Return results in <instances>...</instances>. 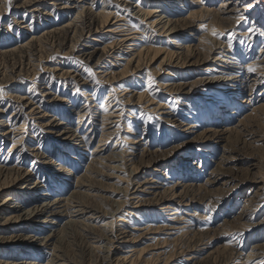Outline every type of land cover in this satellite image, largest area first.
Returning <instances> with one entry per match:
<instances>
[{
  "label": "rangeland",
  "instance_id": "obj_1",
  "mask_svg": "<svg viewBox=\"0 0 264 264\" xmlns=\"http://www.w3.org/2000/svg\"><path fill=\"white\" fill-rule=\"evenodd\" d=\"M142 1H149L150 7L153 8H165L160 5L163 0H140V5H142ZM201 1L204 2V0ZM248 1L252 2V0ZM198 2L200 1H175L174 11L178 12L181 17H186L189 13L199 10ZM219 4L220 0H216L208 7L216 9ZM258 7L264 20V3H259ZM51 12L54 11L51 10ZM116 12L118 15L121 12L123 15L126 14V11H122V9ZM254 14L255 11H251L247 20L238 19V24L235 26L222 30L213 29L214 36L223 43L217 51L224 50L221 55H227H224L223 60L237 62L227 63L230 69H223L226 63L221 59L214 61L208 59L201 63L165 66L163 69H159L158 60L155 63L149 61L152 56L150 53L147 55V59L144 58L145 56L142 57V60L145 59L143 61L146 62L145 66L147 67L141 71V74L130 71L117 81L109 82L110 85L115 86L114 89L108 85L109 83H105L101 78L98 79L99 75L94 72L98 69L106 71L115 69L119 72L126 64L125 59H128L130 55L116 53V59L106 56L99 65L102 66L101 68H91L71 56L62 57L59 53H55V48L48 50L50 46L43 43L41 55L45 59L48 58L52 67L58 64L59 68L62 64L60 62H66L67 69L81 74L83 79L76 82L68 76L58 77V70L55 71V75L48 74L49 76L40 77V66L37 67L38 70L35 73H28L27 78L23 79L21 88L31 92L30 94L37 97L39 103L41 99L40 86L41 89L45 87L51 93L49 97L53 99L46 101V104H48L49 113L52 114L54 132L47 133L46 130H42L37 122L28 120L26 115L10 119L8 130H11L15 136L25 125V134L23 133L22 138L20 136L12 138L11 136L9 141L0 140V166L3 165L5 169L10 165H20L30 169L32 174L27 183L9 190L13 195L5 193L3 199L0 196V205L4 202L7 206L23 205V211L27 212L34 206L41 208L45 200L70 197L74 198L70 203L80 204L81 202L84 207L90 204L91 207L98 208L99 214L106 211V214L109 215L93 218L91 222L90 230L92 231L88 237L97 236L99 239L84 237V233L88 232L89 228L82 226V223L77 228L65 225L69 218H65L62 214L60 218L54 220L56 222L54 225L49 223L51 217H47L48 222L41 221L37 224H30L21 219L15 222L11 220L13 223L4 231H1L0 227V242H2L0 244V264H31V262L57 264L56 261L59 258H64V255L72 260L71 263L106 264L103 262L106 253L98 252L95 247L104 249L108 245H111V249H109L112 252L115 248H123L122 251L115 249L113 258L118 255L130 256V250H136L135 254L132 253L134 257L139 255L138 264H163L169 256H172L170 260H177L176 263L190 264L187 258L191 252L204 259V256L211 250L216 260H220V264H264V252L249 261L245 259L253 244L264 243V145L249 144L247 139L244 142L246 129L242 130L243 133L234 131L222 135L221 137L224 136L222 140L213 139L212 136L204 137L205 132L210 130H223L227 126L238 127L240 119L250 113L251 117L244 121V126L247 130L255 131L256 134L264 137V111L258 110L256 113L249 109L263 98L264 80L261 84L254 86L253 90L239 89V79L242 78V75L245 76L244 69H241L240 61L230 59L232 54H242L244 50L256 52L258 49H264V38H262L264 29H262L260 20L252 24ZM54 16L55 12L45 19L50 20ZM125 17L120 22L131 28L127 32L134 31L132 28L136 27L141 32L137 34L139 38L134 41L136 44L144 43L154 49L170 47L168 35L159 34L158 31L129 15H125ZM63 20L66 21L61 18L57 20V23ZM27 21L29 24L30 18H27ZM196 23L195 29H183L178 35L174 34V39L184 45L196 44L200 36L208 32L207 20ZM198 24L202 26L198 28ZM18 27L17 25L11 27L9 31L5 30V41L17 35ZM256 28L261 30L257 31ZM251 29H255V32L250 31ZM32 31L33 28L25 31L26 35L28 36ZM239 31L246 34H237ZM88 37L85 39L98 47L113 41L111 36ZM93 37L98 41H92ZM77 38L76 35L73 41ZM2 41L4 40L0 41V46ZM248 43L250 44L248 45ZM239 60L242 61V58ZM248 60H252L250 55ZM7 66L8 62L0 58V70H5ZM86 69H91V72ZM155 71L158 72L155 73ZM256 71L255 69L254 72ZM230 72L234 76L231 81L206 83L207 79L218 75L227 77ZM250 75L254 78L257 77L255 74ZM93 77L100 83H95ZM18 80L13 77L7 84L9 87H16L15 84H20ZM166 83L170 85L185 84L189 88L185 89L187 91L171 92L165 88ZM8 86H4V84L0 86L2 89L0 91V108H4L7 114L12 115L15 103L7 91ZM124 87H129V90L135 94L130 103L125 100L122 90ZM249 93H251L249 97L253 98V101L250 102L251 106L245 101L248 100L246 94ZM139 94L142 95V100L138 102L136 97ZM150 98L154 102L163 104L164 107L150 105ZM43 104L42 101L41 105L43 106ZM79 109H84L92 115L95 118V124L91 125L88 120L85 121L84 117H78ZM164 112L172 115V121H165L166 114ZM114 114L119 116H114ZM101 116L109 119L103 128L100 123ZM76 119L80 121L74 123ZM28 123L29 125H26ZM188 126L191 127L188 128ZM61 129L68 130V133L60 135L58 131ZM109 132L112 133L109 134ZM101 133L104 136L109 134L107 139L104 136L101 137ZM134 136L138 143H129V140ZM19 138L27 141L30 148L37 149V157L26 155L21 158L19 155L13 154L7 159L8 152ZM87 142H89L87 144L89 148L99 146V149L95 151V157H98L96 160L100 162L97 167L99 174L92 173V179L87 176L81 178L86 171L85 163L88 161L83 157L84 155L88 156L85 152ZM69 150L76 159L72 160ZM142 150L149 151V156L156 160L144 163L137 170V174H129L131 158ZM109 156L113 159H108ZM123 157L125 161L122 160ZM217 164L219 168H217ZM66 167L67 169L70 167L71 175L69 176H66L68 173ZM216 168L219 169L215 171L217 177L222 176L223 178L220 179V183L203 185L207 177L214 175L213 170ZM221 172L225 176L221 175ZM156 176L159 177L158 180L161 183L155 185L148 181ZM140 177L141 180L142 178L147 180L142 186L146 189L144 188V193H141V198H143L140 200L141 203H136L137 199H131V195L125 194L122 187L127 186L128 180H138ZM229 178L234 180L224 183ZM79 180L85 185H83L80 194H73L75 190L73 183ZM38 181L41 183L34 187ZM176 181L189 185L187 196L181 203L175 205L178 207V212L184 210V213H177L181 215L179 216L182 218L181 220L168 221V218H172L171 213L175 211H161L158 203H155V197L157 198L159 195L157 193L155 195L151 191L162 193V188H168ZM88 185L95 186L96 196L87 192ZM199 185L202 186L199 187ZM181 186L176 190L182 188ZM134 187L138 188L135 184H131L128 193L133 192ZM191 188L196 191L189 190ZM30 192L33 193L30 194ZM200 194L207 195L209 198L201 201L198 199ZM8 196H10L9 199ZM126 199L128 203H124L119 209L113 203V201H126ZM23 211L10 215L22 214ZM241 213L252 218L255 222L254 227H249L250 221H246V219H237ZM6 215L4 216L9 217ZM44 217L45 215L41 214L39 219H45ZM238 221L244 223L240 225ZM169 223L190 227L188 230H169L164 227ZM80 225L83 229L80 228ZM56 229L60 230V233L52 237L46 244L42 242L40 245V243L28 241L30 240L29 236L38 235L36 234L38 230L43 233L40 235H49L50 233L53 235L57 233L58 230L53 233ZM106 239L111 242L108 243ZM156 255L159 260H156ZM173 261L169 262L174 263L175 261Z\"/></svg>",
  "mask_w": 264,
  "mask_h": 264
},
{
  "label": "bare ground",
  "instance_id": "obj_2",
  "mask_svg": "<svg viewBox=\"0 0 264 264\" xmlns=\"http://www.w3.org/2000/svg\"><path fill=\"white\" fill-rule=\"evenodd\" d=\"M139 1L140 0H133V1L130 0H11V7L9 8V0L6 1L0 0V41L4 40L2 41V45L0 46V58L8 62V66L5 67L6 69L3 71L0 70V86H2L3 84L4 86H8L7 82L9 81V79L13 77L19 79L18 81L20 83V84H15L16 87L8 86L9 88L7 89V91H9L10 93V97H12V100L15 103V107L13 109L12 115L7 114V111L4 110V108L3 109L0 108V140L9 141V139H11V136L12 138H14L15 136H20V138H22L21 136L23 135L26 129L25 125H23L22 128L20 127L22 130L19 131L18 134H16L15 136L13 135L11 130H8V126L10 125L9 124L10 119L11 118L15 119L16 116L26 115L27 116L26 118L28 120H34L35 122H37L38 125L42 128V130H46L47 133L54 132L53 121L51 120L52 114L49 113L50 112L49 107L48 104H46V101H52L53 99V98L50 99L49 97L51 93L47 91L45 87H42L41 89L40 86L39 92H41L40 94L41 99L39 100L40 101L39 103L38 100L36 99L37 97L35 98L30 94L31 92L24 91V89L21 88V85L24 82L23 79L27 78L28 73L31 72L35 73L38 70L37 67L40 66L41 67V71L39 74L41 75L40 77L46 76L48 74L55 75L54 74L55 71L58 70L57 71L59 72L57 73L58 77L68 76L69 78H71L73 81L76 82L83 79L81 77L82 76L81 74H78L75 71H70L69 69H67L66 62H60L62 64L60 65L59 68L57 67L58 64L52 67L49 64L50 62L48 61V58L45 59L41 55L43 43H45L46 45L48 44L50 46L49 48L47 46L48 50L49 49L53 50L52 48H55V53H59L62 57L71 56L75 59H78L79 61L83 62L84 64H86L91 68L92 67L101 68L102 66L99 65L102 59H105L106 56L115 58L116 53H119L118 55H128V56L130 55L128 59H125L126 64L124 68L119 72L115 71V69H110L109 71H106L105 69H98L97 71L94 72V74L99 75L98 79L101 78L102 80H104L105 83L108 84L111 81H117L120 77H124L130 71L132 72L136 71V73L141 74V71L144 70L145 67H147L145 66L146 62H144L143 60H145L144 58H146L147 55H149L150 53L152 54V56L150 57L149 61L155 63L158 60L159 69H163L165 66H175V65L184 66L188 63L189 64L201 63L202 61H207L208 59H211L212 61L221 59V61H224L226 63L223 69L226 70L230 69L229 64L227 63L234 64L237 62H227V60H223V58H225L224 55L225 56L227 55L226 54H223V56L221 55L222 53H224L223 52L224 50L217 51V49L221 48V45L223 43L218 39V37L214 36L213 29L216 28V30H222L223 28L226 27L235 26L238 24L237 21L238 19L247 20L248 15L251 13V11H255L254 20L252 24L260 20L261 26H263L262 29H264V20L261 16V12H259L260 8L258 7L259 3L260 4L264 3V0H252L251 3H249L248 0H220V4L216 9L208 7L209 4L213 3L216 0H204V2H202L201 0H195V1H200L197 4L199 10L196 12L189 13L186 17H181L178 12L174 11V6H175L174 3L175 1L179 2V0H163L162 2H160V5L165 6L166 9L161 7L160 8L150 7L151 3H149V1L148 2L142 1V5H140ZM3 6H4V10H3ZM120 9H122V11L123 10L126 11L125 15H129L130 17L137 19L139 22L146 24L149 28L151 29L153 28L155 31H158L159 34L168 35L169 36L168 42H170V47H167L165 49H154L151 46H148L144 43L136 44L134 41H136L137 38H139L137 34L141 32L137 27L132 28L134 31L127 32L131 28H128L127 25L120 22L126 18L125 15L121 14L123 12H121L119 15L116 14L117 13L116 11H120ZM51 10L55 12V16L50 20L45 19V17L48 18L50 15L54 13V12L50 13ZM239 15L240 18H238ZM27 18H30L29 24ZM61 18L66 19V21L63 20L60 23H57V20H60ZM201 20H207L206 26L208 27V32L206 34L201 35L200 39L197 41L196 44L193 43V44L184 45L183 42H182L183 44H181L174 39L175 37L174 34L178 35V33L183 29L184 30L195 29V27H197L196 22ZM43 21L44 23H42ZM17 25L19 26L17 29L18 33L16 32L17 35H15L14 38H10V39L8 38V40L5 41L6 39V36H4L5 30L9 31L11 27ZM201 26L202 25L198 24V28H200ZM258 26L260 27V25ZM31 28H33V31L27 36L26 35L27 32L25 31ZM260 28L258 29L256 28L257 31H260L261 30ZM237 34L243 35L246 33L243 31H239ZM76 35L78 38L73 41V38L75 39ZM100 35H104L107 37L111 36L113 41L98 47L95 46V44L91 43V41L85 39V38H89L88 36L100 37ZM262 38H264V34H262ZM92 41H98V39L93 37ZM249 44L250 43H248V45ZM249 55L252 57V60H248ZM142 57H144L143 60ZM231 57L232 58L230 59H234L232 61H240L242 63L241 69H244L243 73L245 74V76L242 75V78L239 79L240 80L239 81L240 85H238L239 89L247 88L249 90H253L254 86L261 84V82L264 80V49L263 50L258 49L256 52L255 51L248 52V50H244L242 54H232ZM239 58H242V61L239 60ZM112 65L114 64L112 63ZM250 65H252V67L255 68L257 71L249 72L248 68L250 67ZM220 66L223 67L222 65ZM157 72L158 71H155V73ZM71 73L73 74L71 75ZM232 74L233 73L230 72L229 76L227 77H222L219 75L212 77L210 79H207L206 83H210V82L223 83V81H231V78L234 77L232 76ZM249 74L252 75L255 74L257 75V77L255 78L251 77V75L249 76ZM49 78L52 79V77ZM108 85L112 89L115 88V86L110 85V83ZM165 88L167 89V91H171V92L178 90L187 91L185 89L189 88V86L178 83L171 85L167 84L165 85ZM122 90L124 91L125 100L130 103V101L132 100L131 98L135 96V94L133 93V91L129 90V87H124ZM246 95H248L249 101L248 100L245 101L247 102L248 105L251 106L250 102L253 101V98L249 97L251 96V93ZM136 100L138 102L142 100V95L139 94L136 97ZM149 100H150L149 102L150 105L154 104L159 108L164 107L163 104L161 105L159 102H154L152 98H150ZM42 101L44 104H46L45 108H43L44 104L43 106L41 105ZM249 109H251V112H256L258 110L264 111V96L257 103H255V106H251ZM77 113L79 114L78 117L80 118L84 117L85 121L88 120V122L91 123V125L95 124L94 123L95 118H93L92 115L88 114V112L84 111V109L82 110L79 109ZM164 113L166 114V117L164 118L165 121H169V120L172 121L171 118L172 115H169L168 112H164ZM114 116H119V115L114 114ZM250 117H251V113L245 115L242 119H240L237 125L238 127L227 126L223 130H218V131L210 130L205 132L204 137L208 138L209 136L210 137L212 136L213 139L219 138L220 140H222L224 139L223 138L224 136L221 137L222 135L228 134L230 132L232 133L234 131L237 133L239 132L241 133L242 130L246 129L247 133H244L246 135L244 142L249 140V144L251 143L256 145L257 143V145L258 144L264 145V137L262 135L256 134L257 132L255 131L249 129L247 130V128L244 126V121L250 119ZM100 119H101L100 120L101 127L103 128V125L107 124L109 119L103 118L102 116L100 117ZM79 121H80L79 119H76L74 123H78ZM26 125H29V123ZM190 127L191 126H188V128ZM58 132L60 135L62 133L67 134L68 130L61 129ZM111 133L112 132H109V134ZM109 134L104 136L103 133H101V137L104 136L107 139V136ZM20 138L17 141H15V145L13 144L12 148L8 152L7 159L13 154H17L21 158H24L26 155L37 157L38 155L37 149L30 148L29 143L25 140H20ZM192 141H194V139H192ZM88 143L89 142L85 144L87 148L85 152L88 154V156L85 155L83 156L88 161L85 163L86 171L84 175L81 176V178L87 176L89 179H92L93 178V176L91 175L92 173L95 175L99 174V172L97 171V167H99L98 165L100 164V162L96 160L98 157H95L96 154L95 151L99 149V146L96 145V147L94 148L93 147L89 148L87 146ZM129 143H134V144L138 143L135 140V136L132 137L131 140H129ZM27 151H29V153H27ZM71 155L72 156L70 157L72 158V160L76 159L74 154L71 153ZM149 155H150L149 151H145V150H142L139 154H134V156L131 158V162L129 163L130 164L129 174H137V170L139 169L140 166H143L144 163L146 162L149 163L151 161L156 160V158L150 157ZM147 157L148 159H146ZM108 159H113V158L109 156ZM122 160L125 161L124 157L122 158ZM218 166L219 165L217 164V168H219ZM217 168L213 170L214 175L207 177L203 185L206 186V185H214L216 183H220L219 182L220 179L223 178L222 176L217 177V174L215 172L216 170H219ZM66 170L68 171V173H66V176L71 175L70 167L68 169L66 167ZM31 174L32 173L30 169L24 168L20 165H13V166L10 165L5 169L3 168V165H1L0 166V196L2 197V199H3V194L5 193H7L8 195H13L9 190H13L14 188L16 189L19 186H21V184L27 183L29 181V178L31 177ZM221 175L225 176V174H223L222 172ZM155 178H150V180L148 181L155 185L161 183L158 180L159 177L156 176ZM233 180L234 179L229 178L225 180L224 183H228ZM146 181L147 180L145 178H142L141 180V177L138 180L130 179L127 182V186L122 187V190L125 194L131 195L130 196L131 199H135V200L137 199L136 203H139L140 200L143 199L141 198L142 195L141 193H144L146 187H142V186ZM40 183L41 181L40 182L38 181L34 187H36ZM131 184H135V186H138V188L135 189L134 187L133 189L135 190H133V192L131 193H128L129 186ZM73 185L75 189L73 191V194L74 193L80 194L83 185L85 184H83V182L79 180L78 182H74ZM179 186H181L182 188L176 190ZM188 186L189 185H184V183L181 184V182L176 181L170 187L162 188L163 189L162 193H160V191H155V192L151 191V193L155 195L157 193L159 195L157 198L155 197L156 200L155 203H158L159 209L161 211L163 212L173 211V210L175 211L171 213L172 218H168V221H178L182 219L181 217H179L181 215H178L177 213L182 214L184 213V210L178 212L177 210L178 207L175 205L181 203L183 198L187 196ZM201 186L199 185V187ZM259 189L261 188L259 187ZM87 190H88L87 192L92 193L91 194L92 196H96V193H94L95 186L88 185ZM189 190L194 192L196 191V189L193 190L192 188ZM32 193L33 192H30V194ZM204 194L203 195L200 194L201 196L198 197V199L202 201L205 198L206 199L209 198L207 197V195ZM254 194L256 196V193ZM9 198L10 196H8V199ZM72 199L74 198L60 197V198L45 200L44 203H42L41 205L42 207L40 206L41 208H38V206H34L31 207V209H28L29 211L27 212L23 211L24 209L23 205L21 206L14 204L13 206L11 205L7 206L5 204L6 202H4L2 205H0L1 231H4L6 227L10 226L11 223H13L11 220H14L15 222L19 219L30 224L31 223L37 224L41 221L46 223L49 220L47 219V217H51L49 223L51 225H54L56 223L54 220L56 218H60L62 214L65 216V218H69L68 222H66L65 225H68L69 227L71 226V228L73 227L77 228V226H79V224L82 223V226L89 228V231L84 233L85 234L84 237L89 239L91 238L99 239V237L97 236L88 237L90 236L92 231L90 230L91 222L93 221V218L97 219L99 217H103L109 214H106V211L105 213L99 214L98 208L97 209L93 208L91 207L90 204L84 207L81 204V202L80 204L75 202L70 203L72 202ZM146 200H148V198H146ZM113 203H115L116 204L115 206H117L118 207L117 209H119L124 203H128V202L126 199V201L125 200L117 201V202L113 201ZM21 211L23 212L22 214L19 213L20 215L19 214L10 215ZM5 214H7L6 216L9 217H5L4 216ZM41 214L45 215L44 217L45 219H39ZM242 215H244V213L239 214L237 219L238 220H242L241 218L246 219V221H250L249 227L251 228L254 227L255 222L252 220V218L246 217V215L242 217ZM238 223L242 225L244 222L241 223L238 221ZM176 224L177 223H169L167 226L164 227L169 230H173V229L188 230V228L190 227L188 225H182V224L180 226H177ZM82 226L80 228L83 229ZM57 230L58 229L54 230L53 233L56 232ZM59 231L60 230H58L57 233L53 235L52 233H50L49 235L48 234L40 235L43 233L40 230H38L37 231L38 233H36L38 235L29 236L30 240L28 241H33L35 243L37 242L40 243V245H42V242L46 244V242L49 241L52 237L60 233ZM254 232L257 233V231ZM106 240L108 243L111 242L109 239ZM1 243L2 242H0V244ZM110 246L111 245H108L104 249L101 247H95L98 250V252L106 253V255L104 256L105 260L103 259L104 263L138 264L139 255L135 257L133 255V253L135 254L136 250H130L131 251L130 256L118 255L117 257L113 258V255H115L114 252L116 248L114 249V252H112L110 251L111 249ZM122 249L123 248L121 247V248H117L116 250L122 251ZM262 252H264V243L253 244V246L250 249V252L247 255L245 254L246 255L245 259L249 261L254 257H259V254H261ZM195 255L196 253H192V252L189 254V257L187 259L189 260L190 264H220V260L217 261L216 257L213 256L212 250L209 251L204 256V259L199 258V256H195ZM242 257L244 258V256ZM171 258L172 256L167 257L164 260L163 264H179V262L176 263L177 260H174L175 262L173 260H170ZM156 260H159L158 256ZM169 261H173L174 263ZM56 262H58L57 264H63V263L76 264V263H71L72 260L69 257H66L65 255L64 258H59ZM9 264H16V263H9ZM31 264H35V263L31 262Z\"/></svg>",
  "mask_w": 264,
  "mask_h": 264
},
{
  "label": "snow or ice",
  "instance_id": "obj_3",
  "mask_svg": "<svg viewBox=\"0 0 264 264\" xmlns=\"http://www.w3.org/2000/svg\"><path fill=\"white\" fill-rule=\"evenodd\" d=\"M11 7V0H9V8ZM117 7H119V6H117ZM250 31H252V32H255V29H251ZM262 34H264V33H262ZM230 46H231V41H230ZM87 71H89V72H91V69H86ZM248 71L249 72H254L255 71V68H253V67H249L248 68ZM93 79L95 80V83H97V84H99L100 82H99V80H96L95 79V77H93ZM0 91H2V89H0ZM77 92H79V89H77Z\"/></svg>",
  "mask_w": 264,
  "mask_h": 264
}]
</instances>
